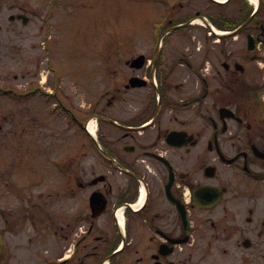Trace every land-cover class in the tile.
<instances>
[{
    "label": "flooded vegetation",
    "instance_id": "1",
    "mask_svg": "<svg viewBox=\"0 0 264 264\" xmlns=\"http://www.w3.org/2000/svg\"><path fill=\"white\" fill-rule=\"evenodd\" d=\"M153 3L0 86V264H264V0Z\"/></svg>",
    "mask_w": 264,
    "mask_h": 264
},
{
    "label": "rangeland",
    "instance_id": "2",
    "mask_svg": "<svg viewBox=\"0 0 264 264\" xmlns=\"http://www.w3.org/2000/svg\"><path fill=\"white\" fill-rule=\"evenodd\" d=\"M21 12L27 24L8 20ZM154 15L153 0H0V86L23 92L38 62L82 70L91 49L120 47L126 33L149 31ZM87 103L81 90L82 109ZM26 107L25 99L0 97V114H25Z\"/></svg>",
    "mask_w": 264,
    "mask_h": 264
},
{
    "label": "water",
    "instance_id": "3",
    "mask_svg": "<svg viewBox=\"0 0 264 264\" xmlns=\"http://www.w3.org/2000/svg\"><path fill=\"white\" fill-rule=\"evenodd\" d=\"M17 19H22L23 24H27L28 18H26L24 15L17 16Z\"/></svg>",
    "mask_w": 264,
    "mask_h": 264
},
{
    "label": "bare ground",
    "instance_id": "4",
    "mask_svg": "<svg viewBox=\"0 0 264 264\" xmlns=\"http://www.w3.org/2000/svg\"><path fill=\"white\" fill-rule=\"evenodd\" d=\"M251 3H256V0H249Z\"/></svg>",
    "mask_w": 264,
    "mask_h": 264
}]
</instances>
